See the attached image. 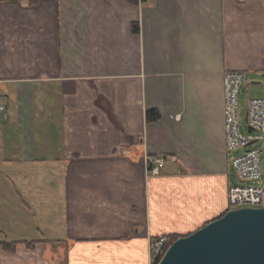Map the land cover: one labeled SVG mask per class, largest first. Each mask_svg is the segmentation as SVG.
Masks as SVG:
<instances>
[{"label": "crops", "instance_id": "obj_1", "mask_svg": "<svg viewBox=\"0 0 264 264\" xmlns=\"http://www.w3.org/2000/svg\"><path fill=\"white\" fill-rule=\"evenodd\" d=\"M229 71L264 73V0H0L1 264H153L223 216Z\"/></svg>", "mask_w": 264, "mask_h": 264}, {"label": "built area", "instance_id": "obj_2", "mask_svg": "<svg viewBox=\"0 0 264 264\" xmlns=\"http://www.w3.org/2000/svg\"><path fill=\"white\" fill-rule=\"evenodd\" d=\"M246 77L243 71H229L224 77L226 146L229 153L238 152L231 159V164L237 173L239 184L229 185V210L264 207L263 150L253 148L259 143L264 146V97L250 100L246 115L248 131L243 133L239 117V95ZM5 110L6 105L0 100V112ZM249 128L253 131L249 132ZM243 149L246 150L242 151ZM166 163L165 157H149V174L160 175ZM172 243L169 236L155 238L151 244L154 260L161 259Z\"/></svg>", "mask_w": 264, "mask_h": 264}, {"label": "water", "instance_id": "obj_3", "mask_svg": "<svg viewBox=\"0 0 264 264\" xmlns=\"http://www.w3.org/2000/svg\"><path fill=\"white\" fill-rule=\"evenodd\" d=\"M251 84L262 85L263 81ZM158 264H264V207L228 210L196 232L176 239Z\"/></svg>", "mask_w": 264, "mask_h": 264}, {"label": "rangeland", "instance_id": "obj_4", "mask_svg": "<svg viewBox=\"0 0 264 264\" xmlns=\"http://www.w3.org/2000/svg\"><path fill=\"white\" fill-rule=\"evenodd\" d=\"M253 80H261L263 81V84L262 85H252L251 81ZM262 97H264V77H262V74L260 73H257V74L247 73L246 80L241 86L240 95H239V117H240V121L242 124L241 130L243 133H247L248 131V126L246 125V115H247L248 105H249L250 100L254 98H262ZM253 148H261L263 150L262 152V173H263V178H264V146L262 143H259L255 145ZM246 149H243L242 151ZM242 151L240 152L242 153ZM237 154L238 152L230 153V160L234 158ZM231 184L232 185L239 184L237 173L235 169L233 168L232 164L230 167V185ZM154 259L155 258H153V264L156 261Z\"/></svg>", "mask_w": 264, "mask_h": 264}, {"label": "trees", "instance_id": "obj_5", "mask_svg": "<svg viewBox=\"0 0 264 264\" xmlns=\"http://www.w3.org/2000/svg\"><path fill=\"white\" fill-rule=\"evenodd\" d=\"M148 120L149 121H156L160 118V114L157 110H149L148 114ZM171 240L174 242L176 239H178L177 236H170ZM37 242H28L27 244L29 246H33L35 245ZM16 246H17V242L15 241H9V240H4V241H0V264H1V252L2 251H10V252H14L16 250ZM160 261V259H156L154 264H158Z\"/></svg>", "mask_w": 264, "mask_h": 264}]
</instances>
